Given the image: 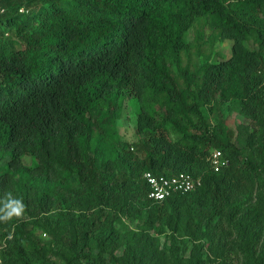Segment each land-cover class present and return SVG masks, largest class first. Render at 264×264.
<instances>
[{
    "label": "trees",
    "instance_id": "trees-1",
    "mask_svg": "<svg viewBox=\"0 0 264 264\" xmlns=\"http://www.w3.org/2000/svg\"><path fill=\"white\" fill-rule=\"evenodd\" d=\"M207 25L211 41H231L230 56L196 68L193 55L203 48ZM189 30L191 43L185 41ZM250 37L256 49L246 46ZM124 97L138 102L160 134L177 139L154 132L151 143L145 133L131 146L140 156L122 148L126 170L111 167L110 178L87 151L102 128L98 114L118 116ZM218 102L254 125L237 130L247 156L231 131L204 115ZM153 106L163 116L154 118ZM213 150L228 160L218 171L209 162ZM25 156L35 162L24 165ZM9 171L35 182L60 181L69 172L85 185L87 193L68 195L90 214L79 240L62 201L48 228L64 243L59 252L48 251L65 264H94L86 249L95 240L113 261L120 246L114 223L124 206L174 207L182 197L208 191L219 212H243L255 193H264V0H0V195L12 182ZM146 172L188 173L201 185L155 202L147 198ZM9 235L11 255L0 248V264L40 262L21 229ZM257 264H264V251Z\"/></svg>",
    "mask_w": 264,
    "mask_h": 264
},
{
    "label": "rangeland",
    "instance_id": "rangeland-1",
    "mask_svg": "<svg viewBox=\"0 0 264 264\" xmlns=\"http://www.w3.org/2000/svg\"><path fill=\"white\" fill-rule=\"evenodd\" d=\"M210 33L211 25H207L204 29L203 48L193 55L196 68L206 59L218 62L230 56L231 41L213 42ZM185 41H193L192 30L185 34ZM245 44L249 49L257 48L254 37H250ZM203 111L211 125L222 123L231 131L232 141L241 148L243 143L237 130L247 127L250 132L255 128L239 114L237 108H231L228 104L218 102ZM152 112L154 118L163 116L158 107L153 106ZM98 121L102 128L96 130L97 135L87 155L110 178L111 167L126 170L121 159L122 155H127L126 150L140 156L131 146L142 142L145 133L151 135V143L156 136L154 132L165 141L177 139L171 132L160 134L159 127L153 125L148 116L142 115L138 102L131 97L122 98L118 116L114 111L105 112L101 116L98 114ZM108 132L112 134L110 137L103 134ZM122 148L126 150L122 152ZM243 149L247 156L248 149ZM22 162L31 166L35 160L25 156ZM169 164L166 160L164 168ZM9 175L12 182L0 197L11 192L23 199L26 211L22 220L0 223V248L3 253L11 255L7 244L10 235L4 234L21 229L35 245L40 260L38 264H65L57 254L48 251L51 249L59 252L61 248L58 250L57 246L64 245L52 238L48 228L57 219L59 201H62L67 209L68 228L79 240V229L85 227L90 214L76 207L75 201H70L68 195L72 192L87 193L85 185L69 172L64 173L60 181L35 182L20 177L14 171H9ZM114 228L120 246L114 252L113 261L103 244L95 240L86 249V257L94 264H257L264 251V193H255L244 211L232 216L219 212L211 204L208 191L182 197L174 207L162 205L152 210L137 205L124 206L117 214Z\"/></svg>",
    "mask_w": 264,
    "mask_h": 264
},
{
    "label": "built area",
    "instance_id": "built-area-1",
    "mask_svg": "<svg viewBox=\"0 0 264 264\" xmlns=\"http://www.w3.org/2000/svg\"><path fill=\"white\" fill-rule=\"evenodd\" d=\"M211 167L218 171L228 165V160L218 150H213L209 156ZM147 185V198L161 202L175 195H185L195 191L201 185V179L188 173L173 176L154 175L150 172L143 174Z\"/></svg>",
    "mask_w": 264,
    "mask_h": 264
},
{
    "label": "clouds",
    "instance_id": "clouds-1",
    "mask_svg": "<svg viewBox=\"0 0 264 264\" xmlns=\"http://www.w3.org/2000/svg\"><path fill=\"white\" fill-rule=\"evenodd\" d=\"M26 211V205L22 198L6 192L0 197V223H8L13 220H22Z\"/></svg>",
    "mask_w": 264,
    "mask_h": 264
}]
</instances>
